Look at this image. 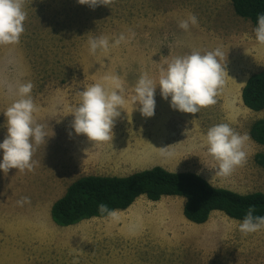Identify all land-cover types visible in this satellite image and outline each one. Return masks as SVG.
<instances>
[{
  "label": "rangeland",
  "instance_id": "obj_1",
  "mask_svg": "<svg viewBox=\"0 0 264 264\" xmlns=\"http://www.w3.org/2000/svg\"><path fill=\"white\" fill-rule=\"evenodd\" d=\"M24 10L20 42L0 45V143L7 134L3 112L17 98L18 84L29 81L38 109L34 118L45 126L47 137L33 154L32 171H0V264H220L218 254L202 253L206 245L176 244L183 233L201 231L183 217L179 197L157 202L140 197L117 212L116 220L87 219L69 227L56 226L50 210L80 177H123L155 166L194 173L239 194L264 193V171L253 161L264 148L249 138L244 145L247 162L223 177L215 174L217 162L203 147V135L213 125L227 123L249 137L251 124L264 118V112L245 109L240 98L247 78L264 66V46L255 40L250 21L234 13L231 0H114L95 9L77 0H25ZM189 13L198 24L184 31L178 22ZM121 33L130 37L127 42L90 54V38L107 36L111 44ZM215 49L223 54L218 59L227 75L214 105L183 113L170 107L171 98L163 99L159 87L152 117L142 116L139 105L128 102L142 73L158 83L166 60ZM107 74L124 82L126 103L112 140L90 141L74 132L71 110L77 93ZM2 156L0 150V160ZM21 197H29L30 203L18 205ZM243 235L239 228L231 234L234 247L264 246L262 229L251 239ZM248 252L240 251L236 264H264Z\"/></svg>",
  "mask_w": 264,
  "mask_h": 264
},
{
  "label": "clouds",
  "instance_id": "obj_2",
  "mask_svg": "<svg viewBox=\"0 0 264 264\" xmlns=\"http://www.w3.org/2000/svg\"><path fill=\"white\" fill-rule=\"evenodd\" d=\"M80 5L91 9L97 6H109L114 0H77ZM25 0H0V45H14L20 42L24 33V22L27 12L24 10ZM198 24L197 17L189 13L186 19L178 22V27L188 31L190 25ZM255 40L264 46V14H258L257 24L253 29ZM131 33V36H134ZM123 33L110 44L109 37H92L88 40L89 52L95 55L97 50L107 52L110 47L127 42ZM223 54L219 49L201 54L193 50L190 54L175 56L166 60V67L159 70L158 83L147 73L138 78L133 95L128 102L139 105V112L144 117H152L155 109V90L159 87L163 99H170V107L183 113L196 114L201 108L216 103L218 90L224 85L227 75L224 65L219 62ZM32 82L20 83L14 89L17 97L3 112L6 118L7 134L0 143L3 152L0 160V171L5 174L10 169L20 172L32 171L33 154L37 147L45 144L47 134L43 124L37 123L34 113L38 111L33 102ZM124 82L117 74H107L101 82L89 85L79 91L77 104L71 110L73 121L71 127L76 134L85 135L88 140L108 142L113 138L115 120L121 115L126 103ZM247 134L236 132L229 124L221 123L207 129L203 135V147L206 154L217 162L216 175L229 176L237 168L247 162L244 151ZM210 182V181H208ZM30 203L29 197H21L18 205ZM98 211L109 218L118 219L117 211L109 209L106 204H99ZM254 206L249 207L243 220L239 223V231L248 235L264 228V216H254Z\"/></svg>",
  "mask_w": 264,
  "mask_h": 264
},
{
  "label": "trees",
  "instance_id": "obj_3",
  "mask_svg": "<svg viewBox=\"0 0 264 264\" xmlns=\"http://www.w3.org/2000/svg\"><path fill=\"white\" fill-rule=\"evenodd\" d=\"M234 13L257 24L258 14H264V0H231ZM243 106L252 112L264 110V66L250 75L240 91ZM249 138L264 147V119L254 121ZM255 165L264 171V153L255 154ZM140 197L157 202L163 197L184 200L183 217L192 224L202 225L212 212L241 222L254 206V216H264V193L239 194L214 187L194 173H175L162 167L132 173L127 176L87 175L70 183L64 194L53 203L50 210L52 222L58 227H69L91 218H107L98 211L103 203L117 212L125 211Z\"/></svg>",
  "mask_w": 264,
  "mask_h": 264
},
{
  "label": "crops",
  "instance_id": "obj_4",
  "mask_svg": "<svg viewBox=\"0 0 264 264\" xmlns=\"http://www.w3.org/2000/svg\"><path fill=\"white\" fill-rule=\"evenodd\" d=\"M262 112H264V110L260 112H252V113H262ZM258 147L264 148L263 146H258ZM175 173H181V172H175ZM222 188L230 190V188H225V187H222ZM212 217L217 218V220L213 221ZM101 220H103V218L90 219V221H101ZM188 223L191 226L198 227L201 231L199 234L189 233L188 236H184V233H183L181 237H177V240H178L176 242L177 245L186 246L190 244V245H202L203 247L206 245V249L205 251H202V253L203 254H213L214 256H215V253L218 254L222 264H236V261L234 259L236 255L240 254V251L244 253L248 249L249 251L248 254H251V257L254 260L264 263V259L262 260L259 258L261 255L264 256V246L249 245L247 247V245H245L244 247H242L243 249L233 246V242L231 241V234H234L237 231V228H239L240 222L229 219L228 217L222 214L212 213L209 217V220L206 222L207 224L204 223L202 225H196L190 222ZM261 229L264 232V228H261ZM252 234L254 233L243 235V238H245V240L246 238L251 239ZM194 240H198V241L195 242ZM164 243H166L167 245L166 239H164ZM228 249L231 251V256H229L228 254ZM202 262L204 261L202 260Z\"/></svg>",
  "mask_w": 264,
  "mask_h": 264
},
{
  "label": "bare ground",
  "instance_id": "obj_5",
  "mask_svg": "<svg viewBox=\"0 0 264 264\" xmlns=\"http://www.w3.org/2000/svg\"><path fill=\"white\" fill-rule=\"evenodd\" d=\"M18 46V45H17ZM21 53V52H20ZM25 54V53H24ZM14 60V59H13ZM4 65V64H3ZM12 67V66H11ZM7 68V67H6ZM23 71V70H22ZM15 72V71H14ZM24 72V71H23ZM18 73V72H17ZM13 75V74H12ZM19 75V74H18ZM22 75V74H21ZM70 116V115H69ZM215 161V160H214ZM208 165V164H207ZM247 168V167H246ZM171 170V169H170ZM215 170V169H214ZM250 170V169H249ZM204 172V171H203ZM245 172V171H244ZM207 173V172H206ZM247 180V179H246ZM214 186V185H213ZM252 191V190H251ZM264 191V190H263ZM140 199V198H139ZM146 199V198H145ZM175 212V211H174ZM170 215V214H169ZM157 221V220H156ZM163 222V221H162ZM207 224V223H206ZM200 233V232H199ZM205 245V244H204ZM202 247V246H201ZM167 251V250H166ZM262 252V251H261ZM200 254V253H199ZM260 260V259H259ZM255 263V262H254Z\"/></svg>",
  "mask_w": 264,
  "mask_h": 264
}]
</instances>
